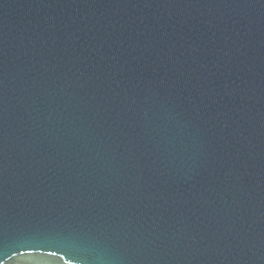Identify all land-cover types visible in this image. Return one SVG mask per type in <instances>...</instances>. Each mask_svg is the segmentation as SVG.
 Returning a JSON list of instances; mask_svg holds the SVG:
<instances>
[{
  "label": "water",
  "instance_id": "water-1",
  "mask_svg": "<svg viewBox=\"0 0 264 264\" xmlns=\"http://www.w3.org/2000/svg\"><path fill=\"white\" fill-rule=\"evenodd\" d=\"M0 264H264V0H0Z\"/></svg>",
  "mask_w": 264,
  "mask_h": 264
}]
</instances>
